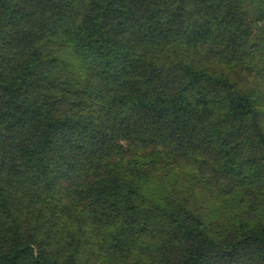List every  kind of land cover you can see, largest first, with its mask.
<instances>
[{
    "label": "trees",
    "instance_id": "obj_1",
    "mask_svg": "<svg viewBox=\"0 0 264 264\" xmlns=\"http://www.w3.org/2000/svg\"><path fill=\"white\" fill-rule=\"evenodd\" d=\"M0 264H264V0H0Z\"/></svg>",
    "mask_w": 264,
    "mask_h": 264
}]
</instances>
